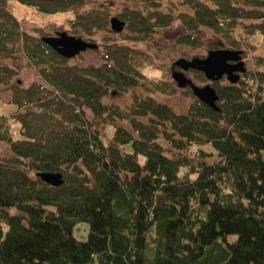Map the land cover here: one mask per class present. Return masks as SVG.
<instances>
[{
	"label": "trees",
	"instance_id": "16d2710c",
	"mask_svg": "<svg viewBox=\"0 0 264 264\" xmlns=\"http://www.w3.org/2000/svg\"><path fill=\"white\" fill-rule=\"evenodd\" d=\"M16 1L49 15L73 2ZM212 1H192L182 20L193 46L202 27L230 34L238 19L259 20L254 30L264 34V0ZM99 11L78 15L82 31L106 28L109 14ZM128 14L136 39L168 25L163 15ZM21 49L44 82L13 84L21 109L0 117V141L11 151L0 158V264H264V72L251 76L256 89L216 82L219 110L198 100L182 114L141 94L124 110L104 98L141 86V53L118 45L99 66H70L0 0V58ZM14 76L0 65V84ZM118 121L128 124L116 125L106 145L102 126ZM192 146L196 160L183 154ZM188 167L196 178L180 177ZM41 172H60L65 183L53 187ZM79 222L89 224L85 240L74 234Z\"/></svg>",
	"mask_w": 264,
	"mask_h": 264
},
{
	"label": "rangeland",
	"instance_id": "374dc122",
	"mask_svg": "<svg viewBox=\"0 0 264 264\" xmlns=\"http://www.w3.org/2000/svg\"><path fill=\"white\" fill-rule=\"evenodd\" d=\"M192 1L194 0H73L67 6L66 11L50 15L37 13L34 8L22 5L16 0H8V8L20 20L24 30L34 39L41 40L45 36H55L56 33L65 31L69 35L82 37L99 44L97 50L90 49L75 58L69 59L70 66H99L107 60L108 52L113 51L118 45L129 46L136 52L141 53L142 67L140 72L144 73L140 81L141 86L136 89V92H121L116 88H112L104 98L105 102L119 105L124 110H130L134 94H141L168 104L178 113L187 114L198 99L193 94L191 87L179 88L172 78L174 70H181L174 68V63L179 59L205 58L210 51L217 48L242 50L240 56L246 63V74L257 75V70H260L261 74L264 72V34L254 30V27L260 23L259 20L238 19L236 26L230 30V34H226L225 31L202 27L197 32L199 45L193 46L189 43L187 37L189 36V29L183 23L184 19H187L188 15H192L194 12L191 6ZM202 1L215 7L212 0ZM96 9H99L100 13L107 12L109 14L108 25L104 29H95L92 34H88V32L82 31L78 25L80 21L78 15L87 11H96ZM135 10L145 15H152V19L154 15H163L166 17L168 25L147 33L144 39H136L135 36L137 35L130 29L129 24L126 25L122 33L114 32L111 29L109 20L112 16H118L128 22L127 17L131 16L128 12H135ZM0 65L9 66L15 72L12 83L0 84V117L4 116L9 120V117H12L15 112L21 109L12 103L14 98L13 84H21L25 89H34L35 86L44 82V79L32 56L27 55L22 49L17 55L0 58ZM186 75L188 78H192L198 86L214 85L212 81L207 80L204 76L202 81L199 72L189 71ZM253 80L249 79L248 82L250 86L255 88L257 87L255 86L256 78L253 77ZM226 81V78H224L220 82L225 83ZM156 82L165 83L166 91L157 90ZM88 115L91 116L89 111ZM10 121L12 122L15 138H19L20 124L14 119ZM127 124L128 122L118 121L116 124L103 125L104 143L109 145L115 138L116 125L126 126ZM127 151L133 152L131 145L127 146ZM178 153L176 151L170 153V155H177ZM200 153L198 146H192L190 153L189 151L183 152V154L188 155L189 160L198 159ZM8 155H11L8 144L0 141V158L8 157ZM139 159L141 162L145 161L143 157ZM193 171V167L181 168L179 175L181 178L189 176L194 179L197 177V173ZM74 234L81 240L87 239L89 224L86 222L77 223Z\"/></svg>",
	"mask_w": 264,
	"mask_h": 264
},
{
	"label": "water",
	"instance_id": "95a60500",
	"mask_svg": "<svg viewBox=\"0 0 264 264\" xmlns=\"http://www.w3.org/2000/svg\"><path fill=\"white\" fill-rule=\"evenodd\" d=\"M110 22L113 31L120 33L124 30L126 22L120 18L113 17ZM43 40L68 59L76 57L87 49L98 48L96 43L89 42L81 37L68 35L67 32H58L57 36L44 37ZM241 52L229 49L214 50L210 51L205 58L195 57L191 60L181 58L174 63V67H180L184 71H189L190 69L202 71L208 80L214 81L220 80L226 74L228 80L235 83L240 78L238 72L246 71L244 62L240 61ZM231 61H236L237 63L232 64ZM172 77L180 88L191 87L194 95L201 101L213 109L219 110L217 105L219 95L212 85L198 86L183 71L174 70ZM38 176L53 187H59L65 183L64 176L60 172H41L38 173Z\"/></svg>",
	"mask_w": 264,
	"mask_h": 264
}]
</instances>
